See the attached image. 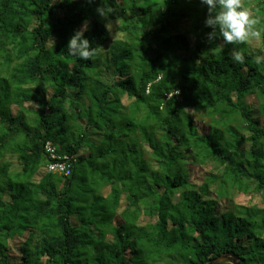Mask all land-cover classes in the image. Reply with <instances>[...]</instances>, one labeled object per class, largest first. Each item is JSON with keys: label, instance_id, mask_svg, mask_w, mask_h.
<instances>
[{"label": "trees", "instance_id": "obj_1", "mask_svg": "<svg viewBox=\"0 0 264 264\" xmlns=\"http://www.w3.org/2000/svg\"><path fill=\"white\" fill-rule=\"evenodd\" d=\"M242 4L262 37L232 45L200 0H0V264H264V0Z\"/></svg>", "mask_w": 264, "mask_h": 264}, {"label": "clouds", "instance_id": "obj_2", "mask_svg": "<svg viewBox=\"0 0 264 264\" xmlns=\"http://www.w3.org/2000/svg\"><path fill=\"white\" fill-rule=\"evenodd\" d=\"M86 2L94 3L95 0H86ZM200 3L207 7L205 26L212 29L210 33L206 34L209 43L217 39V32L224 44L232 45L243 44L250 37L257 40L262 37V32L254 27L258 21L252 18V13L243 6L242 0H200ZM96 12L107 21L105 7H97ZM105 27L108 28L107 23ZM88 30L89 21L85 20L81 27L74 31L67 44L69 55L90 60L97 55L100 49H103L102 46L91 47L90 41L85 38V33ZM53 42L55 43L54 39ZM229 55L235 62L243 64L245 61L242 49L234 47ZM253 62L261 65L264 62V56L253 57Z\"/></svg>", "mask_w": 264, "mask_h": 264}, {"label": "built area", "instance_id": "obj_3", "mask_svg": "<svg viewBox=\"0 0 264 264\" xmlns=\"http://www.w3.org/2000/svg\"><path fill=\"white\" fill-rule=\"evenodd\" d=\"M45 152L48 155L49 163L46 166L48 174L69 177L73 173V157L60 156L55 147L48 143L45 146Z\"/></svg>", "mask_w": 264, "mask_h": 264}, {"label": "water", "instance_id": "obj_4", "mask_svg": "<svg viewBox=\"0 0 264 264\" xmlns=\"http://www.w3.org/2000/svg\"><path fill=\"white\" fill-rule=\"evenodd\" d=\"M209 264H242L238 257H235L231 254H226L217 257L212 260Z\"/></svg>", "mask_w": 264, "mask_h": 264}, {"label": "rangeland", "instance_id": "obj_5", "mask_svg": "<svg viewBox=\"0 0 264 264\" xmlns=\"http://www.w3.org/2000/svg\"><path fill=\"white\" fill-rule=\"evenodd\" d=\"M257 46H258V44H257ZM263 53H264V50H263ZM29 108H30V109H33V107H30V106H29ZM16 110H17V109H15V112H16ZM239 199H240V198H239ZM239 199H237V200H239ZM256 201H257V200H256Z\"/></svg>", "mask_w": 264, "mask_h": 264}]
</instances>
